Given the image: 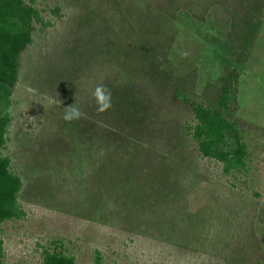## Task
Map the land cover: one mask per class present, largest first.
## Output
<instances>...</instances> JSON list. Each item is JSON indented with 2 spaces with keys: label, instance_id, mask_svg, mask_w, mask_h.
Wrapping results in <instances>:
<instances>
[{
  "label": "rangeland",
  "instance_id": "obj_1",
  "mask_svg": "<svg viewBox=\"0 0 264 264\" xmlns=\"http://www.w3.org/2000/svg\"><path fill=\"white\" fill-rule=\"evenodd\" d=\"M33 5L48 25L20 55L0 151L24 217L0 224V264H40L53 241L75 264H264V0ZM227 81L246 158L225 175L186 126ZM69 104L85 116L64 121Z\"/></svg>",
  "mask_w": 264,
  "mask_h": 264
},
{
  "label": "trees",
  "instance_id": "obj_2",
  "mask_svg": "<svg viewBox=\"0 0 264 264\" xmlns=\"http://www.w3.org/2000/svg\"><path fill=\"white\" fill-rule=\"evenodd\" d=\"M33 4L34 0H0V151L10 120L7 110L10 106L11 89L17 80L20 55L31 43L34 25H39L41 30L48 25L42 19L40 10ZM50 11L56 13L55 9ZM231 93L232 85L227 81L218 94L216 108L190 101L188 107L192 115V124L186 126L199 154L219 162L225 175L231 171H241L246 158L245 145L237 138V125L230 122L225 115ZM224 132L236 136L235 149H220ZM8 167V158L0 153V224L24 217V212L16 200L21 182ZM51 243L53 244L51 249L42 248L40 264H75L73 257L65 254L60 242ZM2 256L0 240V259ZM94 264H102L98 252H95Z\"/></svg>",
  "mask_w": 264,
  "mask_h": 264
},
{
  "label": "clouds",
  "instance_id": "obj_3",
  "mask_svg": "<svg viewBox=\"0 0 264 264\" xmlns=\"http://www.w3.org/2000/svg\"><path fill=\"white\" fill-rule=\"evenodd\" d=\"M92 102L95 111L98 113L106 112L112 107V94L111 91L103 84L97 85L91 92ZM85 116V113L75 104H69L64 107V114L62 119L66 122H73L80 120Z\"/></svg>",
  "mask_w": 264,
  "mask_h": 264
}]
</instances>
